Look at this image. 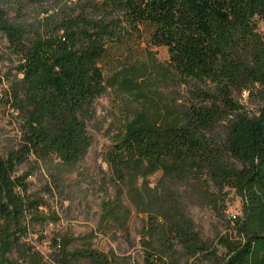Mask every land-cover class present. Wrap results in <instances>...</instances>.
I'll use <instances>...</instances> for the list:
<instances>
[{"label": "trees", "instance_id": "16d2710c", "mask_svg": "<svg viewBox=\"0 0 264 264\" xmlns=\"http://www.w3.org/2000/svg\"><path fill=\"white\" fill-rule=\"evenodd\" d=\"M257 18L264 20V0H66L29 24L0 9V34L19 56L17 109L25 117L21 148L0 153V264H115L89 237L78 246L56 237L52 261L28 243V218H49L30 189L31 173L18 170L31 155L79 164L93 144L96 101L116 85L138 94L146 88L161 105L131 106L105 152L113 194L102 202L99 226L128 236L132 207L145 214L143 264H264V39ZM162 46L167 67L149 56ZM150 69L157 75L150 78ZM164 80L204 88L195 91L197 101L176 105L156 91ZM244 91L259 101L257 110L237 99ZM186 182L214 208L225 188L242 197V213L216 243L182 202L178 186Z\"/></svg>", "mask_w": 264, "mask_h": 264}, {"label": "rangeland", "instance_id": "374dc122", "mask_svg": "<svg viewBox=\"0 0 264 264\" xmlns=\"http://www.w3.org/2000/svg\"><path fill=\"white\" fill-rule=\"evenodd\" d=\"M57 0H47L36 3L32 0H0V9L8 12L15 22L32 23L44 18L65 3ZM257 31L264 39V20L257 18ZM152 62L159 67L169 64V51L165 46L152 47L149 53ZM19 56L9 45L8 40L0 34V153L8 156L21 148L24 142V113L17 109L18 81L22 77L17 70ZM152 68V67H151ZM149 77L157 75L152 69ZM204 86L194 80L178 84L171 80L159 81L156 91L168 96L176 105L187 103L191 99L197 101L194 93ZM155 101L157 106L161 101L146 88L140 94L129 91L124 85L109 87L108 91L96 101V112L89 123L93 144L85 158L75 166H65L59 159L53 157L47 160H37L31 155L27 162L19 167V173L30 172L28 178L30 189L44 199L42 207L46 221L28 218L30 229L26 241L34 245L52 261L56 251L54 239L66 236L75 239L74 246L81 245L84 238L89 237L94 247L100 252L115 257V264H143V249L141 246V231L146 215L132 207L129 222L130 236L122 231L106 230L100 227L102 202L113 194L109 185L110 171L103 157L111 146L119 126L125 120V115L131 106ZM237 99L251 111L257 110L259 101L249 95L248 91L237 94ZM220 131L223 128H219ZM157 173L149 178L152 185L160 178ZM182 202L189 216L201 231L203 237L214 243L219 236L224 235L233 225L231 221L242 213L243 200L235 190L225 188L216 208L200 200L191 183L179 184ZM54 216L59 219L52 220ZM220 255L225 250L219 247ZM16 259L17 254L10 255ZM188 264H211L200 259H190Z\"/></svg>", "mask_w": 264, "mask_h": 264}]
</instances>
